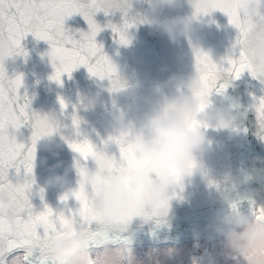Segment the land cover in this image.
<instances>
[{"label":"clouds","instance_id":"obj_1","mask_svg":"<svg viewBox=\"0 0 264 264\" xmlns=\"http://www.w3.org/2000/svg\"><path fill=\"white\" fill-rule=\"evenodd\" d=\"M135 2L137 0H105V5L113 14H127L135 25L146 24L170 40L184 38L190 42L203 23L204 16L193 15L195 0H143L146 5L143 11L134 10ZM230 3L240 18L249 21L243 40L249 61L258 71L264 69V0H230ZM184 4L192 9L190 15L161 16L165 8L176 9ZM126 36L130 43L128 31ZM18 56L13 40L7 34L0 36V65L14 64ZM40 58L51 67V76L57 61L48 50ZM117 75L119 89H107L113 110L109 113L111 131L105 140L119 138L136 161L135 165L122 166L118 148L117 153L98 151L86 161L76 155L63 173L53 171L45 184L65 192L74 188L67 179L71 169L76 175L75 187L82 185L92 190L96 216L107 232L120 234L121 240L116 242L108 235H95L70 227L48 241L47 264H142L126 235L130 222L122 217L128 209L139 207L152 213L151 220L167 223L173 193L191 183L194 177L212 188L216 199L224 206L206 226L221 238L223 258L234 264H264V214L254 210L262 206L256 204L254 190L240 191L241 185L249 180L264 181V169L255 166L257 162L264 164V159L256 157L250 168H240L236 174L224 172L219 179L211 177L203 163L209 146L208 130L224 131L230 136L237 133L246 109L242 110L237 98L224 95V89L218 92L220 103H214L210 98L212 93L205 91L202 73L193 59L190 73L173 74L153 85L149 92L154 99L147 100V109L132 118L119 106L117 97L125 95L135 99L136 85L124 79L118 70ZM98 105L103 106L98 94L77 96L72 116L76 117L79 126L85 121L78 112H88ZM66 108L65 103L63 110L60 106V112L34 111L33 126L39 135L35 138L33 169L38 149L52 151L60 147V142L68 144L70 139H75L72 124L69 130V125L64 123ZM27 139L32 141V133ZM114 156L117 158L113 159ZM41 163L46 161L41 160ZM51 167L55 169L60 164ZM241 201L248 202L247 212L240 211ZM171 254L172 250L165 251V255L170 257ZM26 255L28 253L23 252L13 256L8 264H24ZM192 264H218V261L209 255L206 259L194 257Z\"/></svg>","mask_w":264,"mask_h":264},{"label":"water","instance_id":"obj_2","mask_svg":"<svg viewBox=\"0 0 264 264\" xmlns=\"http://www.w3.org/2000/svg\"><path fill=\"white\" fill-rule=\"evenodd\" d=\"M146 7L143 0L134 3V10L143 11ZM192 9L184 4L180 8H165L161 16L190 15ZM133 13H129L131 15ZM94 20L101 27L95 40L102 46L103 53L117 67L120 75L130 83L136 85L135 99L125 95L117 97L120 107L124 108L130 117H137L140 112L147 109V100L154 99L149 89L157 82L167 79L170 75L183 76L192 71L193 48H199L209 54L213 61H220L227 56L236 37V30L228 23L227 16L219 10L203 17V23L192 36L191 41L179 38L170 40L166 35L150 29L146 24H136L128 29L130 43L120 45L111 28L105 27L111 22L117 26L122 24V14L116 12L105 16L103 12L97 13ZM68 33L79 38V32L88 31L85 20L79 14H74L65 20ZM21 44L27 51V57L18 56L14 64H8L6 69L11 75L22 74L23 88L27 91L31 100L33 111L60 112L62 99L67 108L64 110V123L71 128V117L73 106L77 96L83 93L98 94L103 101V106L98 105L88 112L79 111L78 114L84 118L85 123L79 126L81 137H87L98 147H103L101 141L105 140L110 128V93L107 91L108 81H100L90 76L84 66H80L68 75H62V83L57 85L49 80L52 72L51 67L41 61V54L46 52L49 45L43 40L35 39L31 34L27 35ZM225 84L224 95L237 98L246 109V116L239 122V130L233 135L224 131L209 129L207 137L209 146L203 157V163L213 178L219 179L224 172L236 174L240 168H250L256 157L264 159V140L260 139L259 124L256 118L253 97L264 96V84L254 79L245 71L238 79L231 76L221 75L219 84ZM210 98L214 103H220L219 93L213 90ZM66 134H67V130ZM23 136L27 138L30 128H22ZM78 137V138H81ZM55 139H59L55 137ZM106 151L117 153L114 144L107 146ZM53 152L56 155H53ZM36 167L33 169L35 178L34 191L30 197L31 203L41 207V199L38 189L43 188V203L54 210L62 207L60 196L64 189L47 186L46 179L52 174L63 173L64 168L72 164L77 155L71 151L67 144L60 142V147L47 151L38 149ZM45 160L46 163H41ZM59 163L60 167L52 169L51 166ZM257 168L264 169V164L259 162ZM67 179L72 187H75L76 175L70 169ZM254 190V199L257 205L264 206V181L249 180L241 185L240 191ZM178 198L170 201V218L167 223L156 224L154 220L145 222L140 217H135L130 222L129 232L126 234L131 246L136 245H159L178 244L182 239L203 237L211 239L215 235L206 227L212 220L213 215L221 210L222 206L216 199L215 191L210 188L199 177H194L191 183H186L183 190H177ZM75 202L70 200L69 206ZM240 211L247 212L249 205L247 201L239 203Z\"/></svg>","mask_w":264,"mask_h":264},{"label":"snow or ice","instance_id":"obj_3","mask_svg":"<svg viewBox=\"0 0 264 264\" xmlns=\"http://www.w3.org/2000/svg\"><path fill=\"white\" fill-rule=\"evenodd\" d=\"M219 10L228 18V23L236 30V37L230 53L213 61L209 54L201 49H193V59L199 66L205 91L211 94L225 88L218 86L221 75L238 79L247 71L254 79L264 84V69L259 71L252 65L244 50L243 40L246 35L248 20L240 18L234 11L230 0H195L193 15L206 16ZM105 16L113 14L105 5V0H0V36L7 34L18 49V55L27 57L21 41L29 34L48 45V51L55 58L54 73L49 80L61 84L62 75L71 76L74 69L84 66L90 76L100 81H108V90H118L120 81L116 66L102 51L95 37L102 30L94 20L97 13ZM79 14L85 20L88 31L79 32V38L68 33L65 20ZM122 24L117 26L109 22L105 27L111 28L117 37V43L127 45L128 29L135 26L127 14L122 15ZM213 85L215 87H213ZM23 88L22 74H9L6 67L0 65V264H8L16 255L27 252L24 264H47L45 259L48 241L60 231L77 228L95 235H108L119 242L120 234L109 233L95 214L92 203V190L84 186L74 187L60 196L62 207L53 209L43 203V188H39L41 207L36 208L30 200L34 191L35 178L32 161L35 153V138L39 135L34 130L31 100ZM61 109L65 102L59 101ZM259 124L260 139L264 140V96L253 97L251 105ZM75 129V139L68 141V148L82 160L106 151L110 144L118 148L120 164L129 167L136 161L129 154L122 141L108 137L98 147L89 139L81 137L76 117H71ZM22 128H30L33 139L23 136ZM81 137V138H78ZM114 156L113 159H116ZM183 190V187L180 188ZM178 198V193H173ZM75 203L69 206V201ZM264 214V206L254 209ZM140 217L150 221L152 213L139 207H132L122 217L131 222ZM159 226L161 223L156 222Z\"/></svg>","mask_w":264,"mask_h":264},{"label":"rangeland","instance_id":"obj_4","mask_svg":"<svg viewBox=\"0 0 264 264\" xmlns=\"http://www.w3.org/2000/svg\"><path fill=\"white\" fill-rule=\"evenodd\" d=\"M220 237H217L205 244L196 240H184L179 245L161 244L159 246H131L137 260L142 264H192V259L214 257L218 264H234L231 260H226L221 254L219 244ZM166 250H172L171 256L165 255Z\"/></svg>","mask_w":264,"mask_h":264}]
</instances>
